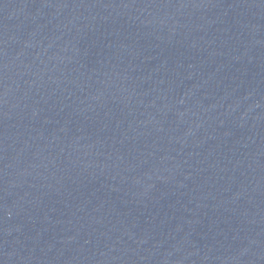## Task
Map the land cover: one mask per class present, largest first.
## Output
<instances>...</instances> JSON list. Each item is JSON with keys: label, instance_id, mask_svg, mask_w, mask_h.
I'll use <instances>...</instances> for the list:
<instances>
[{"label": "water", "instance_id": "95a60500", "mask_svg": "<svg viewBox=\"0 0 264 264\" xmlns=\"http://www.w3.org/2000/svg\"><path fill=\"white\" fill-rule=\"evenodd\" d=\"M0 264H264V0H0Z\"/></svg>", "mask_w": 264, "mask_h": 264}]
</instances>
